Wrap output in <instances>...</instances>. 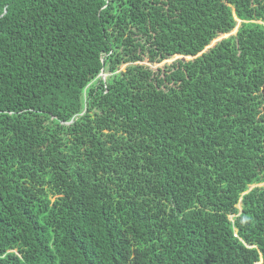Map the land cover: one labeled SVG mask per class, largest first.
<instances>
[{"label": "trees", "instance_id": "trees-1", "mask_svg": "<svg viewBox=\"0 0 264 264\" xmlns=\"http://www.w3.org/2000/svg\"><path fill=\"white\" fill-rule=\"evenodd\" d=\"M0 264H264V0H0Z\"/></svg>", "mask_w": 264, "mask_h": 264}, {"label": "rangeland", "instance_id": "rangeland-1", "mask_svg": "<svg viewBox=\"0 0 264 264\" xmlns=\"http://www.w3.org/2000/svg\"><path fill=\"white\" fill-rule=\"evenodd\" d=\"M235 31H236V30H234L232 33H235ZM228 35H229V34H228ZM228 35H227V34H225V35H220L219 37H217L216 39H214V40L212 41L211 45L215 44L218 40H220L221 38L226 37V36H228ZM176 57H177V56H175V57H173V58H171V59L163 60V61L160 62V63L153 64V67L156 68V67H159V66H163L165 63H170L172 60L176 59ZM186 58H190V57H186ZM146 63H148V62H146ZM126 64H127V63H125L124 65H122V68H123ZM101 75H102L103 78H106V76H107L108 74L105 73V72H102Z\"/></svg>", "mask_w": 264, "mask_h": 264}, {"label": "water", "instance_id": "water-1", "mask_svg": "<svg viewBox=\"0 0 264 264\" xmlns=\"http://www.w3.org/2000/svg\"><path fill=\"white\" fill-rule=\"evenodd\" d=\"M209 46H211V45H209ZM177 57H183V58H186V56L184 57V56H180V55H176ZM176 57V58H177ZM187 57H191V56H187Z\"/></svg>", "mask_w": 264, "mask_h": 264}]
</instances>
